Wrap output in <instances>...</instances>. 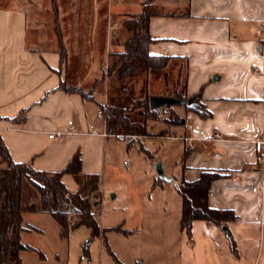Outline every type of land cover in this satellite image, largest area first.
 <instances>
[{"label":"crops","instance_id":"0c3cea01","mask_svg":"<svg viewBox=\"0 0 264 264\" xmlns=\"http://www.w3.org/2000/svg\"><path fill=\"white\" fill-rule=\"evenodd\" d=\"M51 1L0 0V137L14 162L36 171L60 172L79 153L80 176L98 175L101 182L119 163L100 114L107 84L101 71L91 73L89 50H95L94 59L120 52L129 36L121 23L140 14L145 0H55L56 13ZM152 6L157 13L149 21L153 43L148 51L169 58L170 70L178 69L175 82L185 83L186 95L197 98L201 108L173 110L185 120L183 127L171 128L184 142L181 180L194 181L203 170L219 172L224 177L211 184L208 206L235 216L223 226L195 221L189 249L184 257L178 252L177 264H264L260 198L251 191L258 180L255 158L261 149L255 141L264 133V64L258 56L264 0H154ZM63 17L69 19L71 30L65 28ZM96 62L100 70L103 63ZM70 65L80 66L72 67L71 81L92 90V98L58 90L69 80ZM97 94L103 96V104L96 103ZM21 112L25 120L13 123ZM68 121L74 126L72 134L49 139L50 134L66 132ZM215 134L223 141H195L193 148L184 141ZM61 181L69 192L79 189L71 175H63ZM31 200L33 213L43 214L36 191L25 183L22 222L31 214Z\"/></svg>","mask_w":264,"mask_h":264},{"label":"trees","instance_id":"16d2710c","mask_svg":"<svg viewBox=\"0 0 264 264\" xmlns=\"http://www.w3.org/2000/svg\"><path fill=\"white\" fill-rule=\"evenodd\" d=\"M153 1L145 0L140 14L130 15L122 21L121 26L129 36L120 52L110 54L108 70L102 78V81L107 79V98L105 105L100 106V114L104 118L107 135L126 136L124 140H128V146L140 148V139L154 136L151 132L157 123L162 122L168 128L185 125V120L173 111L172 106L167 107L164 112L151 111V97L175 98L183 102L193 99L196 102L194 111L201 110L197 98L186 95L185 83L176 87L171 94L162 91L168 84L166 79L170 60L164 56L151 55L148 51L153 43L149 34V21L157 13L152 6ZM51 3L56 13V1L52 0ZM56 31L59 53L64 59L65 47L58 26ZM58 90L76 93L85 99L93 97L92 90L85 93L79 87L65 85V82H61ZM183 106L189 109L186 104ZM23 120L25 112L19 113L12 122L21 123ZM189 151L190 149L185 151L182 162ZM0 161V264H20L19 252L34 250L20 241L21 232L30 230L22 222V189L25 183L36 191L40 212L57 221L63 236L79 227H86L92 236L99 234L93 199L99 196L100 177L80 176L82 162L79 153L60 172L36 171L29 164L14 162L0 137ZM65 174L73 176L79 185L78 190L69 192L65 188L61 181ZM223 177L219 172L203 170L198 179L191 182L181 180L176 185L181 198L180 228L189 238L195 221L223 226L235 219L232 211L213 209L207 203L211 184ZM27 209L30 212L36 211L32 200Z\"/></svg>","mask_w":264,"mask_h":264},{"label":"rangeland","instance_id":"374dc122","mask_svg":"<svg viewBox=\"0 0 264 264\" xmlns=\"http://www.w3.org/2000/svg\"><path fill=\"white\" fill-rule=\"evenodd\" d=\"M63 9V15L69 11L68 7ZM63 20L65 28L71 30L69 19L63 17ZM68 38L69 33L65 32L69 44ZM92 52L95 50H89L91 73L101 71L103 78L110 58L106 59L105 51L103 56L94 59ZM95 61L103 63L100 70ZM72 67L79 69L80 66L70 65L69 80L65 85L78 87L76 85L82 82L70 79ZM176 71H171L168 66V84L162 91L171 94L181 86L180 80L175 82ZM102 82L107 84V79ZM81 89L88 93L89 89ZM95 101L103 104L104 98L97 94ZM181 108L184 106H172L174 111ZM160 110L164 112L166 108ZM151 133L154 136L140 140L141 148L128 146V140L118 142L111 137L119 166L107 171L100 182L99 196L93 199L99 234L92 236L86 227H79L63 236L53 217L30 212L23 220V225L29 226L30 230L21 232L20 241L34 250L20 251V264H177L178 252L181 251L184 257L192 240L191 235L189 238L180 228L181 198L176 190L181 181L184 142L176 138L181 137L178 130L174 132L161 122ZM110 157L111 152L107 149V159Z\"/></svg>","mask_w":264,"mask_h":264},{"label":"built area","instance_id":"2783aa9c","mask_svg":"<svg viewBox=\"0 0 264 264\" xmlns=\"http://www.w3.org/2000/svg\"><path fill=\"white\" fill-rule=\"evenodd\" d=\"M114 2H120L121 0H111ZM260 32L263 34V41L261 42L259 49H258V56L260 60L264 64V24L260 27ZM261 75L264 77V72L261 73ZM74 132V126L71 121L67 122V130L66 132H57L55 134H50L48 137L49 139H53L55 137L62 136L64 134H72ZM91 132L94 134L96 133V130L94 128H91ZM118 141H123L126 136L123 135H116L114 136ZM184 141L188 148L194 147L195 141H206V142H218L223 141V138L220 134H215L213 137H209L207 139H194L191 137L184 138ZM255 144L260 146V151L257 153L255 158V164L257 166V172H258V180L256 181L255 185L251 188V191L255 194L259 195L260 203H259V225L261 230V236L264 234V133L262 137L258 138L255 141ZM256 264H261V261H258Z\"/></svg>","mask_w":264,"mask_h":264},{"label":"water","instance_id":"95a60500","mask_svg":"<svg viewBox=\"0 0 264 264\" xmlns=\"http://www.w3.org/2000/svg\"><path fill=\"white\" fill-rule=\"evenodd\" d=\"M216 76H212V80H215ZM177 104H186L191 110L196 108V102L193 99H189L187 102L180 101L175 98H167L162 96H153L149 99V107L151 111L160 110Z\"/></svg>","mask_w":264,"mask_h":264}]
</instances>
